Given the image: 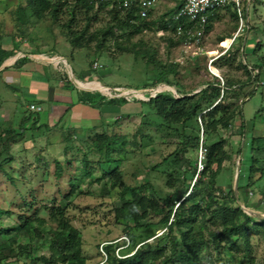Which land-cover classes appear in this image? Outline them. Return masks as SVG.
I'll return each instance as SVG.
<instances>
[{"label":"trees","instance_id":"obj_1","mask_svg":"<svg viewBox=\"0 0 264 264\" xmlns=\"http://www.w3.org/2000/svg\"><path fill=\"white\" fill-rule=\"evenodd\" d=\"M224 8L231 6L226 5ZM139 9L137 3L126 7L120 4V0H26V4H20L15 10L18 26L29 23L32 18L41 20L51 17L62 28L73 48H93L100 55L105 52L112 53V48H115L119 54L134 53L136 57L145 59L148 65H153L152 82H145L138 87L130 84L127 87L150 88L160 82H166L175 86L181 95L176 96L172 90H164L155 95L148 93L145 98L108 97L99 90L78 89L69 80L68 73L65 74L68 87L77 90L78 102L100 109L106 104L118 106L139 101L142 106L154 112L155 116L160 118L153 123L164 126L168 129L167 134L177 137L179 146L173 162L180 163V167L182 163L185 165V169L179 171L181 183L175 185V189L164 196L157 197L150 194L146 184L125 183L122 171L116 165L118 161L114 158V154L126 149L127 135L109 132L113 131L114 122L106 118L102 119L104 130L95 133L89 143V149L96 151L102 158L98 160L102 170L101 178L112 177L111 187H119L121 190L122 203L116 207L115 217L125 220L128 224L142 226L145 224L143 220L151 212H155L162 215L160 222L166 228L153 241L143 239L140 244L135 243L134 240V243L132 242L130 230L127 229L125 232L129 235L132 244L124 251L135 248L136 250L126 257H118L115 254V245L108 244L106 246L108 258L105 262L107 264H202L207 258L206 253L214 250L219 255L217 258L219 262L224 260L223 254L242 251L244 257L249 258L250 264H254L252 236L264 232V219L246 212L242 204L248 208L259 209V204L250 203L249 193L252 194L251 190L264 178V168L256 166L259 158L255 156L256 151L264 150V136L252 137L250 176L246 183H238L240 202L237 200L233 185L222 189L221 195L215 187L224 163L233 158L232 152L227 148V138L218 135L219 138L213 142H209L208 139L220 129L234 133V121L238 117H243V103L264 86V52H261L264 45L261 40L252 36L250 42L246 39L243 47L241 45L235 49H228L213 62L218 68L229 69L225 76H222L224 82L217 78L192 93L180 85L177 78L179 63L163 61L158 57L154 47L142 38L139 40L135 38L146 30H163L174 34L180 24L188 26L193 23L186 17L180 19L172 17L177 12L178 6L170 8L157 17H152L153 11L148 16L142 17ZM221 10L222 8L209 14L205 25L206 32L212 29L215 21L221 19ZM103 11L108 16L100 25H95V21ZM232 15L238 20L237 11H232ZM256 27L259 28L250 25L249 22L250 29ZM253 30H250V33ZM262 31L264 33V29ZM227 37L231 36H224L221 40ZM167 40L169 47L177 45L178 41L172 35L168 36ZM18 47V42H15L10 50L1 46L0 65L7 58L14 56ZM91 70L97 69L91 67ZM238 72H241V75L233 74ZM81 75V78L75 77L83 82L101 83L96 76L94 79H87L90 77L89 73ZM80 85L88 87L84 84ZM249 85H253V88L245 92L243 89ZM121 117L116 121L121 120ZM145 122L151 123L148 120ZM201 125L207 140L206 165L195 183L185 187V179L188 177L192 179L197 172ZM94 127L81 130L91 133ZM241 128L244 130V123L241 124ZM26 130L23 125L20 129L11 125L0 127V171L13 184L17 182L14 173L13 146L23 139L28 132ZM65 131L69 133L66 136L68 141L76 138L83 142L86 139L84 135L75 132L77 131L75 127H69ZM139 133L142 138L147 137V142L152 140L149 131L139 129ZM133 143L137 144L136 141ZM168 159L165 158L164 161ZM82 162L83 175L94 177L95 172L88 152L84 153ZM56 165L55 173L61 177L64 171L63 165L59 160L56 161ZM256 171H260L258 180L252 179ZM172 175L173 173L169 172V176ZM101 178L97 179L101 180ZM75 192L76 184L71 180V189L63 197L66 201L64 205L36 207V200L26 196H23L25 212H15L0 204V218L5 215L15 219V223L11 226H0V264L10 258H16L20 262L23 257H31L32 245L25 244L22 240L36 237L48 238L49 254L42 255L38 259L32 257L27 264H35L36 260L46 264H88L82 232L73 224L69 215L72 207L71 196ZM105 192L109 193L108 188H105ZM261 194L264 195V191ZM50 220L56 221L57 225L47 229L46 224Z\"/></svg>","mask_w":264,"mask_h":264},{"label":"rangeland","instance_id":"obj_2","mask_svg":"<svg viewBox=\"0 0 264 264\" xmlns=\"http://www.w3.org/2000/svg\"><path fill=\"white\" fill-rule=\"evenodd\" d=\"M20 4H26V0H0V47L3 44L12 47L15 42H18V48L24 51L43 52L49 55L58 52L64 55L66 61L61 62L67 71L64 74L68 73L69 80L75 86L77 84L72 79L75 76L81 78V74L85 73L90 74L87 79H94L96 76L102 84L108 86L127 87L131 84L138 87L145 82H152L153 65H148L142 57H136L134 53L130 52L119 54L115 48H112V53L105 52L101 55L93 48H73L62 28L49 16L41 20L32 18L29 23L18 26L15 10ZM172 7L174 4L171 0H161L153 10L152 17H157ZM243 10L247 13L246 3L243 4ZM232 11H234L232 7L223 8L220 11L221 19L215 21L212 29L206 33L201 45L202 52L199 54H193L194 49H188L175 34L163 30H146L137 35L135 40L144 39L156 49L158 57L163 61L179 63L177 78L180 85L186 91L194 93L207 82L220 79L218 75L225 76V73L229 71L228 68L221 69L215 65L211 69L209 61L210 57L222 54L225 47L230 45L231 39L221 40V38L224 36L232 38L238 28L239 22L232 15ZM248 11L251 18L250 25L259 28L246 29L233 42L230 50L241 45L243 47L246 38L250 42L252 36L261 40L264 45L262 31L264 29V2L262 0L252 1ZM107 16L106 12H101L95 25H100ZM250 30L253 31L250 33ZM170 35L178 41L174 47H169L167 37ZM261 52H264V49ZM95 61L101 63L102 67L95 68ZM91 67L97 70H91ZM233 74L239 76L241 72ZM85 83L95 84L86 87L87 89L102 86L99 81ZM85 83L78 82V84L86 85ZM252 88L253 85H249L243 90L247 92ZM78 89L82 90L79 87ZM113 107L114 110L111 112L105 111L108 112L105 114L108 120L114 122V129L109 132L126 134L128 140L126 149L114 154V158L118 161L116 165L121 169L125 183L130 185L146 184L149 193L157 197L172 192L175 189L174 186L181 183L179 180L180 169L181 171L185 169L183 163L180 167V163L173 162L179 146L176 141L177 137L167 134L168 129L164 126L154 124L153 122L160 117L155 116L154 112L142 106L139 101H131L125 105H113ZM120 116H122L121 120L116 121ZM101 117L103 118L102 115ZM146 120L151 123H146ZM242 123L245 126L244 130L241 128ZM29 124L31 125V123ZM93 126L95 129L91 133L81 130L84 128L75 127L77 128L76 133L86 137L83 142L76 138L72 141L66 140L69 133L61 129L26 132L23 139L13 146L16 184L8 180L0 171V204L15 212H25L23 196H26L36 200V207L64 205L66 201L63 197L70 191L71 180H73L76 184V192L71 196L72 207L69 210V215L73 224L82 232L84 253L88 257V264H107L104 253L100 249L103 241L121 238L129 229L133 238L132 242L140 244L143 239L153 241L166 228L160 222L162 215L155 212H151L143 220L145 224L142 226H134V223L128 224L125 220L115 217V209L122 203L121 190L119 187H111L112 177L101 178L102 170L98 160L102 158L96 151L89 149V143L95 133L104 130V125L102 121H99ZM139 129L145 132L149 131L152 140L147 142V137L142 138ZM233 130L235 132L230 133L227 129H220L208 139L209 142H213L219 138L218 135L226 137L227 148L233 154L232 160L224 163L215 183L220 195L222 189H226L230 185H233L234 188L238 165H240L238 183H245L250 176L252 137L264 136V86L243 103V117H238L234 121ZM89 133L90 135H88ZM133 141H136L137 144ZM85 152H88L92 161L94 177L83 175L82 158ZM255 156L259 158L256 166L264 168V150L256 151ZM165 158H169L168 161H164ZM57 160L62 163L64 169L61 177L55 173ZM169 172L173 173L172 177L169 176ZM259 177L260 171H256L252 175L254 180H258ZM97 178H101V180ZM193 182L194 180L188 177L185 179L184 186L190 187ZM257 185L251 190L252 194L249 193V201L256 205L259 204V209L247 208L264 214V195L261 194L264 191V178L262 181H258ZM105 188H108L109 193L105 192ZM242 206L246 211V206L244 204ZM14 223V218L5 215L0 218V226H11ZM56 225V221L50 220L46 224V228ZM252 237L254 264H264V232L253 234ZM22 241L32 245V256L23 257L20 262L16 258H10L3 264H27L32 257L38 259L42 255L49 254L47 237L24 238ZM206 255L207 258L202 264H223L226 261L230 264H250L249 258L244 257L242 251H230L223 254L224 260L221 262L218 261L219 255L214 250H210V253L207 252ZM35 264L46 263L36 260Z\"/></svg>","mask_w":264,"mask_h":264},{"label":"crops","instance_id":"obj_3","mask_svg":"<svg viewBox=\"0 0 264 264\" xmlns=\"http://www.w3.org/2000/svg\"><path fill=\"white\" fill-rule=\"evenodd\" d=\"M13 47L2 45L8 50ZM20 53L26 55L19 57ZM34 53L47 54L18 48L14 56L0 65V127L11 125L20 129L22 125L31 123L26 126V131H56L69 127L87 128L103 118L108 119L105 114L114 110L113 105L106 104L97 109L78 102L77 90L68 87L62 63H47L27 55ZM51 55L65 57L58 52ZM32 103L42 109L32 110Z\"/></svg>","mask_w":264,"mask_h":264},{"label":"built area","instance_id":"obj_4","mask_svg":"<svg viewBox=\"0 0 264 264\" xmlns=\"http://www.w3.org/2000/svg\"><path fill=\"white\" fill-rule=\"evenodd\" d=\"M160 1L161 0H120V4L122 6L128 7L133 5L134 3H137L140 6L139 14L142 17H146L149 15L151 11L155 9L157 3ZM171 1L172 4H174V7L178 6L177 12L174 13L172 17L174 19H180L186 17L193 23L188 26L180 24L174 33L177 38L183 41V43L188 49H192V48L194 49L193 54H199L202 52L201 45L207 33L205 29V25L208 22L209 14L217 9H221V8L223 9L226 5H230L238 13V22H239L238 28L235 34L233 35V37L231 38L230 45L225 47L224 52L230 48L232 43L239 35L245 32L246 29H249L250 15L248 11V6H247V13L244 14L243 4L244 3L249 4L250 0H171ZM262 1L264 2V0ZM24 55L26 54L20 53L19 57ZM27 55L36 59L43 60L44 62L47 63L60 64L61 62L66 61V59L63 56H59V55H47V54L43 55L42 53H34ZM220 55L221 53L218 54L217 56L215 55L210 57L209 66L211 69L213 68L214 60ZM94 67L95 68L102 67V64L95 61ZM218 76L220 77V80L224 82L223 77L220 75ZM100 86L96 88L108 97L136 96L139 98H145L148 93L151 95H155L156 93L164 90H172L176 96H181L175 86L167 84L166 82H160L150 88H133V87L108 86V85H102L101 87ZM30 108L35 111H40L42 109L40 106H38L35 103H32L30 105ZM206 143L207 140L204 135V128L201 125L200 144L198 150L199 152L196 162L197 172L196 175L192 178V180H194L193 184L199 177L200 173L204 170L206 165L207 153H208V148L206 146ZM172 219L173 218H171V220ZM108 244L115 245V254L118 257H126L134 253V251L136 250L135 248L131 251H127V252L124 251L129 247H131L132 244L129 235L125 233L121 238H117L114 240H107L101 243L100 249L104 253L105 261L108 258V251L106 250V246ZM223 264H230V263L227 262Z\"/></svg>","mask_w":264,"mask_h":264},{"label":"water","instance_id":"obj_5","mask_svg":"<svg viewBox=\"0 0 264 264\" xmlns=\"http://www.w3.org/2000/svg\"><path fill=\"white\" fill-rule=\"evenodd\" d=\"M73 77H74V76H73ZM72 80H73V82H74L75 84H77V86H78L79 88H82L83 90H98L97 88H94V89H87L86 87L81 86L80 84H78V81L75 79V77H74ZM239 170H240V165H238V175H237V177H236L235 186H234V191H235V194H236V196H237V200H238V202H240L239 195H238V177H239ZM242 207H243V206H242ZM243 209H244V208H243ZM245 209H247L246 212H248V213H250V214H253V215H256V216L259 217V218L264 219V214H261V213L255 211V210L248 209L247 207H245Z\"/></svg>","mask_w":264,"mask_h":264},{"label":"bare ground","instance_id":"obj_6","mask_svg":"<svg viewBox=\"0 0 264 264\" xmlns=\"http://www.w3.org/2000/svg\"><path fill=\"white\" fill-rule=\"evenodd\" d=\"M230 43H231V41H230ZM86 84V83H85ZM92 85H95L94 83H89V84H86V86H92ZM97 86V85H96Z\"/></svg>","mask_w":264,"mask_h":264}]
</instances>
